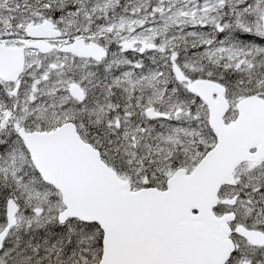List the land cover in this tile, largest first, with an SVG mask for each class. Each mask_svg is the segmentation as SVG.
<instances>
[{
  "label": "snow or ice",
  "instance_id": "6c2138e0",
  "mask_svg": "<svg viewBox=\"0 0 264 264\" xmlns=\"http://www.w3.org/2000/svg\"><path fill=\"white\" fill-rule=\"evenodd\" d=\"M0 264H264V0H0Z\"/></svg>",
  "mask_w": 264,
  "mask_h": 264
}]
</instances>
